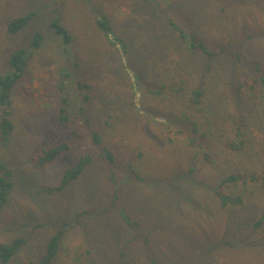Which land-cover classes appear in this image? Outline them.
I'll list each match as a JSON object with an SVG mask.
<instances>
[{
    "label": "rangeland",
    "instance_id": "374dc122",
    "mask_svg": "<svg viewBox=\"0 0 264 264\" xmlns=\"http://www.w3.org/2000/svg\"><path fill=\"white\" fill-rule=\"evenodd\" d=\"M34 12L10 35L11 20ZM53 20L72 36L69 46ZM180 32L217 54L190 51ZM36 33L44 40L34 51ZM22 49L33 54L13 92L14 131L6 143L0 138L14 182L0 243L26 240L9 264H38L58 230L63 245L90 250L84 264H264V0H0V73H12L11 56ZM66 70L93 89L85 101L71 85L76 122L62 124L56 82ZM174 71L205 89L200 107L156 93ZM176 106L195 116L210 148L189 125L169 131ZM223 117L245 135L239 151L217 136ZM94 132L114 164L91 141ZM63 143L72 150L40 166L42 151ZM85 158L78 180L43 192ZM55 264H68L63 251Z\"/></svg>",
    "mask_w": 264,
    "mask_h": 264
},
{
    "label": "trees",
    "instance_id": "16d2710c",
    "mask_svg": "<svg viewBox=\"0 0 264 264\" xmlns=\"http://www.w3.org/2000/svg\"><path fill=\"white\" fill-rule=\"evenodd\" d=\"M36 15V12L30 13L26 16L18 17L11 20L8 26V32L10 35H16L21 32L28 23L32 20V18ZM170 24V23H169ZM174 23L171 22V25ZM96 26L106 33L109 32V24L108 21L102 18H98L96 21ZM50 28H52L62 39L65 46H69L73 42L72 36L69 32L57 21L53 20L50 23ZM175 36L182 41L187 48L196 53L201 52L207 55V58L210 59L211 57L215 56L217 52H213L207 48L202 42L200 43H189L186 40V35L180 32L178 35L175 33ZM44 37L41 33H36L34 36L31 49L34 51L40 48ZM33 51L30 50H18L14 52L11 56L10 64L13 67L12 73L5 74L0 73V138L4 143L10 140V137L14 131V124L11 120L12 114V102H13V92L17 86V83L21 79L24 74L25 67L28 64L30 57L32 56ZM75 67H78L76 64ZM172 70V69H171ZM170 70V71H171ZM66 73H61L59 80L56 82V89L57 95H60L61 101L58 106V119L62 124H68L72 118H74V122H76V114L74 115V109L72 107V100L71 95L69 92V88L71 85H74L78 89H80L84 93V100L89 101L90 97L85 91L93 89V86L80 80H73L71 78V71L66 70ZM207 72L211 71L210 68L206 69ZM71 72V73H70ZM175 80H170L168 82L163 83L159 87L157 84H153L157 87L156 93L160 96L168 91L170 94L169 96L172 98L174 102L181 100L183 97L186 98L188 104V108L193 111V108L200 107L204 103V98L206 97V91L204 88H195L191 86L190 83H187L183 80V76L177 71H174L171 75ZM179 79V80H177ZM264 82V78L262 79ZM170 120L172 124H168V126L174 124V126L184 128L187 125L191 126L192 128L189 129L188 132H192L195 135H198L197 144H200L203 147L210 148L208 145L209 139L207 135L204 133H200L198 128V123L195 121V116L192 113L187 114V112L176 106V109L170 108L169 110ZM230 114L228 117L232 119L233 122L235 121V125L240 124L241 118L238 115ZM75 116V117H74ZM71 119V120H70ZM223 124L224 127H219V133L215 132L216 135L223 140V146L227 149L231 150L232 152L239 151L245 144V135L240 131V129L235 128L234 130L230 131L228 127H226L227 117H223ZM182 123V124H181ZM179 125V126H178ZM170 127L169 131L175 135L181 134L180 130H177L173 127ZM229 132H232L233 135L239 136V144L234 142H230V136H227ZM78 136V134L76 135ZM89 136V135H88ZM223 136V137H222ZM172 138V137H171ZM91 141L98 147L106 150V154L108 159L114 164L115 156L108 150L109 148L102 145V139L100 136L94 132L91 136ZM72 150V145L68 143H63L57 147L43 150L42 153L38 157V163L40 166L44 167L54 163L58 160L63 154ZM205 159L208 160L209 156L205 155ZM90 163L88 158L78 161V163L70 169H67L57 186L54 187H47L43 189V192L54 195L56 193L62 192L70 183L79 179V177L83 174L85 167L87 164ZM14 186L13 182V173L8 169V167L0 160V213L3 212L4 208L8 204L9 195L12 191ZM116 198L118 194H115ZM262 218L260 221L255 224V226H261ZM67 226V224H64ZM64 238V231L58 230L48 241L46 246L45 252L42 255L40 262L38 264H55V259L59 251H63L64 260L68 264H84V259L86 256L90 254L89 249H85L83 244L78 245H63L62 239ZM26 245V240L23 238H16L11 243H0V262L1 264H9L13 258H15L20 250ZM30 264H37V263H30Z\"/></svg>",
    "mask_w": 264,
    "mask_h": 264
}]
</instances>
